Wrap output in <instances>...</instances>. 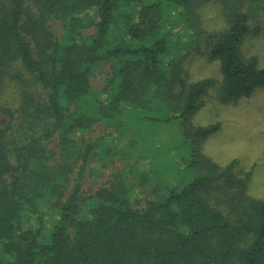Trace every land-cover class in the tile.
Listing matches in <instances>:
<instances>
[{
	"label": "trees",
	"instance_id": "obj_1",
	"mask_svg": "<svg viewBox=\"0 0 264 264\" xmlns=\"http://www.w3.org/2000/svg\"><path fill=\"white\" fill-rule=\"evenodd\" d=\"M27 1L0 0V85L17 66L41 91L24 92L18 115L0 101V264H264V199L248 192L252 171L203 152L220 123L192 125L211 91L234 105L264 88V68L242 50L253 32L264 37V0H218L228 28L208 59L222 80L191 83L183 64L212 0ZM169 123L179 130L168 143L151 134ZM114 132L130 135L125 154L137 157L89 192V166L112 157ZM176 138L190 146L183 161L169 145ZM145 158L150 171L135 169Z\"/></svg>",
	"mask_w": 264,
	"mask_h": 264
},
{
	"label": "rangeland",
	"instance_id": "obj_2",
	"mask_svg": "<svg viewBox=\"0 0 264 264\" xmlns=\"http://www.w3.org/2000/svg\"><path fill=\"white\" fill-rule=\"evenodd\" d=\"M27 6L35 9L34 0H28ZM201 16L203 34L200 37L198 48L187 57L183 64V77L187 83L205 78L222 80L219 62H212L208 59V52L213 43L219 34L228 28L221 2L212 0L206 4L201 9ZM53 21L57 31L60 28V22ZM252 24L253 27H256V22L252 21ZM261 24H264V17ZM242 50L245 57H257L259 66L264 68V37L262 35H257L254 32L250 34L244 41ZM108 72L109 66L107 65L96 70L93 78L95 89L101 88L105 84ZM27 91L37 97L41 95L40 89L38 91L37 87L27 81L26 74L19 73L16 66L0 85V101L5 106L17 111L18 115V110H20L24 99V92ZM216 123L221 124V130L204 142L203 152L221 166H226L234 161L239 170L252 171L248 192L254 198L264 199V88L258 89L251 97L243 98L234 105L220 103L216 92L211 91L205 98L204 107L193 118L192 125L199 127ZM173 125L175 123L152 128L151 134L162 135L168 143V135L172 134L174 130H179L177 126L175 128ZM102 131L103 128H99L95 134L104 135ZM107 139L111 142L110 151L113 155L112 157L101 156V159H95L89 166L85 183V190L89 192L97 190L102 185L115 182L120 173L129 170V165L137 157V154H125V150L130 147V135L124 136L120 140L118 133L114 132ZM169 145H172V154H177L180 161L190 157V146L182 144L181 139L176 138ZM167 155L168 153H166ZM150 167L148 158L141 159L135 164V169H142L146 172L150 171ZM129 180L138 183L141 179L136 174H131ZM171 180H175V175H172ZM137 192L138 196L143 199L149 194L151 195V187L148 186Z\"/></svg>",
	"mask_w": 264,
	"mask_h": 264
}]
</instances>
